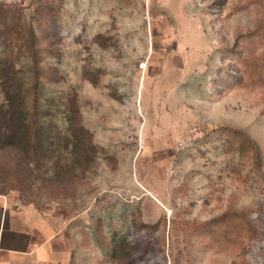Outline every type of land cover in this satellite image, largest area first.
Listing matches in <instances>:
<instances>
[{
    "label": "rangeland",
    "instance_id": "obj_1",
    "mask_svg": "<svg viewBox=\"0 0 264 264\" xmlns=\"http://www.w3.org/2000/svg\"><path fill=\"white\" fill-rule=\"evenodd\" d=\"M8 97L0 244L15 228L57 235L60 264H264V0H0Z\"/></svg>",
    "mask_w": 264,
    "mask_h": 264
},
{
    "label": "crops",
    "instance_id": "obj_2",
    "mask_svg": "<svg viewBox=\"0 0 264 264\" xmlns=\"http://www.w3.org/2000/svg\"><path fill=\"white\" fill-rule=\"evenodd\" d=\"M56 236L53 233L48 234L40 242H34L32 236L21 229L9 228L6 232L3 231L0 253L6 254L5 257L0 256V264H22L17 262V259L20 261L25 255L35 261H58L60 264L61 261H64V250L56 248L53 244L52 239Z\"/></svg>",
    "mask_w": 264,
    "mask_h": 264
},
{
    "label": "trees",
    "instance_id": "obj_3",
    "mask_svg": "<svg viewBox=\"0 0 264 264\" xmlns=\"http://www.w3.org/2000/svg\"><path fill=\"white\" fill-rule=\"evenodd\" d=\"M14 98L8 97L7 106L3 104L0 107V147L3 148L7 145H18L21 136H17L18 128L15 127V110L13 109ZM246 138H248L246 136ZM255 144V143H254ZM255 149L257 154L259 153V148L255 144Z\"/></svg>",
    "mask_w": 264,
    "mask_h": 264
}]
</instances>
